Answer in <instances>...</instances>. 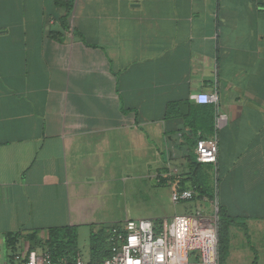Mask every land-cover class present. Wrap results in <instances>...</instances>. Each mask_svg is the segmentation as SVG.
I'll return each mask as SVG.
<instances>
[{"label":"crops","instance_id":"obj_1","mask_svg":"<svg viewBox=\"0 0 264 264\" xmlns=\"http://www.w3.org/2000/svg\"><path fill=\"white\" fill-rule=\"evenodd\" d=\"M65 14L0 0V264L27 232L105 223L137 167L161 163L157 182L179 188V143L210 108L226 264H264V0H74Z\"/></svg>","mask_w":264,"mask_h":264},{"label":"built area","instance_id":"obj_2","mask_svg":"<svg viewBox=\"0 0 264 264\" xmlns=\"http://www.w3.org/2000/svg\"><path fill=\"white\" fill-rule=\"evenodd\" d=\"M196 103L217 104V94L199 91ZM218 140L216 135L200 138L196 142L195 155L199 162L216 163ZM192 188L173 189V202L192 199ZM218 206L206 214L194 213L175 215L158 227L148 218H126L109 223L105 240L110 256L98 263L85 262L78 254L72 262H53L48 253L24 250L13 253L6 264H189L191 250H198L202 262L195 264H218Z\"/></svg>","mask_w":264,"mask_h":264},{"label":"trees","instance_id":"obj_3","mask_svg":"<svg viewBox=\"0 0 264 264\" xmlns=\"http://www.w3.org/2000/svg\"><path fill=\"white\" fill-rule=\"evenodd\" d=\"M55 5L67 10L63 16L64 23L73 6L74 0H53ZM209 115L205 120V127L198 126V130L193 129V136L184 138L179 147L184 146V151L189 152L187 157V169H181L174 175L178 181L179 188H192L195 191L193 198L203 199L212 197L209 195L208 181L210 179L209 170L213 163L199 162L195 155L196 142L200 138H207L214 130V113L210 108ZM218 264H226V257L229 252V233L228 227L231 219L227 217L222 207L218 204ZM109 223L101 225L97 234H91L90 255L88 263H98L110 256V249L105 240V231ZM19 232L6 233L5 243L11 249H14L19 237ZM27 241V250H36L37 253L46 251L53 262L65 260L72 262L79 254L77 246V227L75 225L53 226L46 229V236L40 235L39 231H30L24 234ZM13 255V254H12ZM10 256V258L12 257Z\"/></svg>","mask_w":264,"mask_h":264},{"label":"rangeland","instance_id":"obj_4","mask_svg":"<svg viewBox=\"0 0 264 264\" xmlns=\"http://www.w3.org/2000/svg\"><path fill=\"white\" fill-rule=\"evenodd\" d=\"M155 140V139H153ZM161 150L160 159L167 160V154L163 150L162 140H156L154 145ZM155 145V146H156ZM161 165V163L159 164ZM157 164L143 165L141 171H134L141 176L131 180H126L123 185L118 183L116 193L112 194L106 202L104 211V221L124 220L126 218H148L154 221L156 226H160L165 220L170 222L175 215L190 214L196 210L204 211L206 214L213 212L217 198V171L215 166L209 170L210 179L208 181L209 195L205 199L192 198L173 202L171 200L172 185L170 182L158 183L155 171L159 167ZM214 165V164H213ZM180 169L175 171L177 174ZM82 226L77 230V246L82 259L87 262L90 255L91 234H97L102 227ZM23 251L18 249L17 252ZM189 264L201 263L202 258L198 250H191L188 256Z\"/></svg>","mask_w":264,"mask_h":264}]
</instances>
